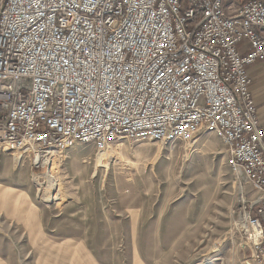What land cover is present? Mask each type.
Masks as SVG:
<instances>
[{"label": "built area", "instance_id": "built-area-1", "mask_svg": "<svg viewBox=\"0 0 264 264\" xmlns=\"http://www.w3.org/2000/svg\"><path fill=\"white\" fill-rule=\"evenodd\" d=\"M258 61L264 0H0V152L38 161L214 134L254 193L239 184L232 230L247 262L264 264Z\"/></svg>", "mask_w": 264, "mask_h": 264}, {"label": "rangeland", "instance_id": "rangeland-1", "mask_svg": "<svg viewBox=\"0 0 264 264\" xmlns=\"http://www.w3.org/2000/svg\"><path fill=\"white\" fill-rule=\"evenodd\" d=\"M240 183L251 198L214 134L38 161L0 152V264H249L232 230Z\"/></svg>", "mask_w": 264, "mask_h": 264}, {"label": "crops", "instance_id": "crops-1", "mask_svg": "<svg viewBox=\"0 0 264 264\" xmlns=\"http://www.w3.org/2000/svg\"><path fill=\"white\" fill-rule=\"evenodd\" d=\"M248 74L251 79L250 92L253 96V99L257 105L258 116L261 122L264 123V84L262 87V92L255 91L254 84L256 81L264 82V62L258 61L255 64L248 67ZM5 199L4 195L0 194V202H3ZM12 207L16 209L15 205L11 203ZM34 208L30 203L25 205L26 211L30 212Z\"/></svg>", "mask_w": 264, "mask_h": 264}, {"label": "bare ground", "instance_id": "bare-ground-1", "mask_svg": "<svg viewBox=\"0 0 264 264\" xmlns=\"http://www.w3.org/2000/svg\"><path fill=\"white\" fill-rule=\"evenodd\" d=\"M13 157H15V158L17 157L18 159H21V157L18 156V155H13ZM45 162H46V161H45ZM49 173H50V172H48V174H49ZM47 177H48V178H52V175L49 174ZM53 178H54V177H53Z\"/></svg>", "mask_w": 264, "mask_h": 264}]
</instances>
